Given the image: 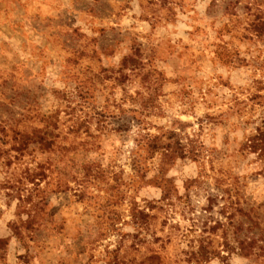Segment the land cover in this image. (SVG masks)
Wrapping results in <instances>:
<instances>
[{
  "label": "rangeland",
  "instance_id": "rangeland-1",
  "mask_svg": "<svg viewBox=\"0 0 264 264\" xmlns=\"http://www.w3.org/2000/svg\"><path fill=\"white\" fill-rule=\"evenodd\" d=\"M0 264H264V0H0Z\"/></svg>",
  "mask_w": 264,
  "mask_h": 264
},
{
  "label": "trees",
  "instance_id": "trees-1",
  "mask_svg": "<svg viewBox=\"0 0 264 264\" xmlns=\"http://www.w3.org/2000/svg\"><path fill=\"white\" fill-rule=\"evenodd\" d=\"M241 245L243 246V242H241ZM197 249L199 250L202 257H204L205 259H208L207 255H209L210 252L206 250L205 246H203L202 244H199L197 245Z\"/></svg>",
  "mask_w": 264,
  "mask_h": 264
}]
</instances>
